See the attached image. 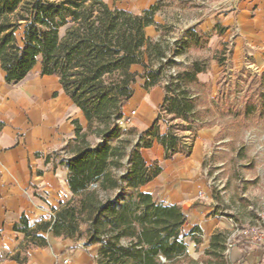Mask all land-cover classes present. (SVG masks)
<instances>
[{
	"label": "trees",
	"instance_id": "trees-1",
	"mask_svg": "<svg viewBox=\"0 0 264 264\" xmlns=\"http://www.w3.org/2000/svg\"><path fill=\"white\" fill-rule=\"evenodd\" d=\"M164 1L134 15L102 0H0V69L5 83H19L39 61L40 75L56 77L86 120L85 128L73 120L74 137L45 157L66 169L71 199L55 212L53 223L30 226L22 216L13 229L24 240L6 260L27 264L30 251L46 248L44 234L51 233L83 241L84 247L97 245L96 264H248L247 257L258 249L262 252L257 262L264 264V240L238 236L228 245L230 232L220 229L209 236L202 254L192 258L184 242L189 222L182 208L164 205L142 191L161 173L159 161L148 163L143 150L160 146L164 161L189 157L198 132L213 125L201 117L194 88L207 87L198 75L207 73L212 62L223 69L232 56L228 43L208 50L212 35L221 37L227 31L216 22L211 32L202 31L200 23L185 29L175 40L176 52L167 58L161 42L168 27L154 21ZM151 26L160 40L146 37L145 29ZM190 51L198 55L179 69L175 56ZM167 66L178 70L165 77ZM137 79L143 80L145 91H163L158 114L144 130L121 126ZM254 80L256 91L244 96L240 111L227 105L228 96L218 90L207 113L264 117V70ZM201 235L198 226L188 234L196 251L203 243ZM233 250L240 253L239 259H230Z\"/></svg>",
	"mask_w": 264,
	"mask_h": 264
},
{
	"label": "crops",
	"instance_id": "crops-1",
	"mask_svg": "<svg viewBox=\"0 0 264 264\" xmlns=\"http://www.w3.org/2000/svg\"><path fill=\"white\" fill-rule=\"evenodd\" d=\"M108 7L140 15L157 0H127L111 4L102 0ZM210 15L200 21V29L211 31L219 22L227 31L221 37L213 34L209 47L212 51L221 42L228 43L232 50L230 63L235 70L262 72L264 70V0H208ZM124 4V5H123ZM123 5V6H122ZM156 24L164 25L160 13L154 16ZM198 22L192 23V26ZM146 37L157 41L160 34L155 27L145 29ZM135 69H139L136 67ZM40 63L15 85H7L0 69V264H17L6 260L22 244L24 236L13 227L22 216L30 226L45 221L50 222L49 211L56 212L67 203L72 194L67 186V171L57 165L48 154L59 150L74 137L73 120L86 127V120L63 92L58 79L40 75ZM138 70V71H139ZM201 83H208L206 74L198 75ZM137 85L139 89H137ZM143 80L137 79L132 98L124 105L123 128H148L158 114L163 101L160 87L142 89ZM136 110L132 121L127 123L128 110ZM165 128L162 127V131ZM216 128L198 132L189 157L175 156L164 161L163 150L154 145L143 150L148 163L159 161L160 175L142 191L151 194L164 205H178L188 218L184 229L188 254L197 259L208 246L209 236L216 229H228L210 214V192L201 175L203 157L208 153L216 134ZM198 226L203 240L196 251L188 236L192 227ZM48 246L32 250L27 264H56L68 260L70 264H96L97 245L84 247L83 241L54 237L44 234ZM191 244L189 249L187 242ZM202 247V248H201ZM261 249L247 257L248 264L261 257ZM252 256V257H251ZM241 257L233 250L231 260Z\"/></svg>",
	"mask_w": 264,
	"mask_h": 264
},
{
	"label": "rangeland",
	"instance_id": "rangeland-1",
	"mask_svg": "<svg viewBox=\"0 0 264 264\" xmlns=\"http://www.w3.org/2000/svg\"><path fill=\"white\" fill-rule=\"evenodd\" d=\"M108 1L111 4L116 3L115 0ZM209 4V1L202 0L164 1V7L159 13L164 25L168 27L169 34L163 37L161 42L167 58L176 52L175 40L184 30L191 27L192 23H200L210 15ZM125 5H130L128 0ZM160 39L161 37L158 40ZM208 50L213 52L209 44ZM197 55L190 51L176 55L174 60L178 68L183 69ZM178 68L167 66L164 76L174 75ZM260 73L235 70L230 62L222 69L212 62L210 70L205 73L209 80L207 87L194 88L200 99L198 109L201 117L207 123L213 124L202 130L216 128L218 131L201 164V175L210 192L211 211L207 217L216 216L217 221L228 227L223 230L231 233L235 231L231 223H234L238 230L258 228L264 217V117L255 113L246 119H234L230 115H220L221 113L211 110L207 113L206 110L211 107L210 100L214 99L220 90L228 96L226 104L240 111L244 107V96L255 93L257 87L254 79ZM136 88L139 89V86ZM135 114L136 110H128V124ZM186 242L189 249H192L191 244Z\"/></svg>",
	"mask_w": 264,
	"mask_h": 264
},
{
	"label": "built area",
	"instance_id": "built-area-1",
	"mask_svg": "<svg viewBox=\"0 0 264 264\" xmlns=\"http://www.w3.org/2000/svg\"><path fill=\"white\" fill-rule=\"evenodd\" d=\"M48 215L50 217V222L53 223L55 220V212L49 211ZM261 224L258 226V228L252 227V228H242L241 230H238L237 226L234 223H231V227L235 228L234 232H230V235L228 237L227 243L228 245L231 244L236 237L241 236L247 240H250L252 242H260L264 240V217L261 219ZM56 264H70L68 260H62L61 262H57ZM251 264H260L257 261L253 262Z\"/></svg>",
	"mask_w": 264,
	"mask_h": 264
}]
</instances>
